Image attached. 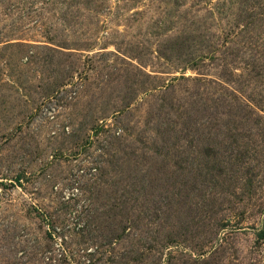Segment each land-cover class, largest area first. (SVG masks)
Instances as JSON below:
<instances>
[{
    "label": "rangeland",
    "instance_id": "rangeland-1",
    "mask_svg": "<svg viewBox=\"0 0 264 264\" xmlns=\"http://www.w3.org/2000/svg\"><path fill=\"white\" fill-rule=\"evenodd\" d=\"M0 264H264V0H0Z\"/></svg>",
    "mask_w": 264,
    "mask_h": 264
}]
</instances>
